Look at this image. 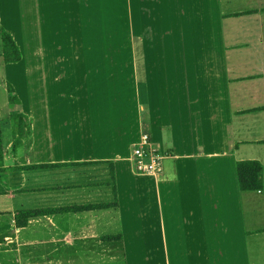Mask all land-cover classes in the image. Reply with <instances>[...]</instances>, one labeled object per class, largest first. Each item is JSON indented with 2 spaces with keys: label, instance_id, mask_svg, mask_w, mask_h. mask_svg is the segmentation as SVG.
Masks as SVG:
<instances>
[{
  "label": "crops",
  "instance_id": "1",
  "mask_svg": "<svg viewBox=\"0 0 264 264\" xmlns=\"http://www.w3.org/2000/svg\"><path fill=\"white\" fill-rule=\"evenodd\" d=\"M71 1L81 2L45 0L67 13ZM89 1L100 28L103 1ZM39 2L0 0V26L21 52L5 64L0 38V259L100 264L129 259L135 242L159 264H264V0H129V34L139 42L129 45L132 91L123 90L122 108L81 106L69 58L23 57L76 48L63 32L68 14L50 48L23 41L41 32ZM93 66L99 89L100 59ZM42 68L67 87L45 90ZM145 107L151 141L166 154L158 178L135 175L129 163ZM240 161L262 165V190H239ZM21 212L37 216L17 228Z\"/></svg>",
  "mask_w": 264,
  "mask_h": 264
},
{
  "label": "rangeland",
  "instance_id": "2",
  "mask_svg": "<svg viewBox=\"0 0 264 264\" xmlns=\"http://www.w3.org/2000/svg\"><path fill=\"white\" fill-rule=\"evenodd\" d=\"M25 1L26 0H24V3ZM79 1L81 2L75 1V3H72L71 1V3L69 4V10H68L69 12L67 13L64 9L62 10L63 12H61V10L59 11L58 9L51 8L49 6V3L45 2V0H40L39 5L41 7V11L40 14L37 15L36 17L41 22V29H40L41 32L39 34H34V35L29 34V36L23 35V41H26L27 39H30V37L32 38L34 36L35 44L38 42V44H40L42 47L46 46L47 48L48 47L50 48V45H54L60 35L58 34L59 31L57 30L58 27H61L59 26L58 23V21L61 19L60 15L62 14L65 20L67 19V14H68L69 22L70 24L71 23L72 24L68 25L69 26L68 29L67 26L65 25L66 22H64L63 32L65 37L67 36L69 39H71L70 46H75L76 48L72 47L74 50H70L69 54H66L65 52L62 54V52L47 51L43 49L36 51H29L27 49L24 50L23 57L28 60L36 59L38 65H40L42 62L43 65L46 64V62L49 59L58 60L61 58H69L71 66L72 64H76L75 68L72 67V69H76V70L75 72H72L74 73V76L72 77L71 80L75 81L78 76V83H80L81 89L85 90V92H82L84 100L82 98L79 99L81 106L84 105L93 106V103L96 101L97 102L101 101L102 104L107 103L108 105H110L109 102H112V106L114 107L118 106L119 108H122L124 106H129V100L126 99V97L123 94L124 89L126 90L130 89V91H132V88H130V84H129V77H130L129 62L132 59L131 51L129 50V45L136 47V42H139L138 40L139 36L137 35L133 36L129 34V0H118L120 3L119 2L115 3L114 0H102L103 2H102L100 28H99V22H96V25L94 24L95 18L92 17V12L86 11V9L88 10L90 9V6L91 8H93V5L90 3L83 4V0H79ZM85 1L90 2L89 0H85ZM31 4L32 3L30 2L28 3L29 8L27 9L25 8V6L27 5L26 2L24 4V8H25L24 11L30 10ZM53 5L55 6V4H52V6ZM89 19H91V22H89ZM132 21L136 23L137 19L130 20V23ZM84 22L85 25L83 24ZM83 26L87 28L86 33ZM27 27H28L27 29L28 31L29 26ZM99 29L101 32L100 35L98 34ZM95 30L98 32L96 33V35H94ZM26 44L27 46H30L29 42ZM77 46H79L78 50H77ZM141 53L143 54L144 52L142 51L139 52L137 49L136 59L140 58ZM98 59H100L101 61V71H102V75H101L102 78L98 79L100 82V83L98 82L99 89L95 86L94 83L95 81L92 80L90 81V79H93L94 77L96 78L95 75H97V70L100 69L99 67L95 68L93 66V63H96ZM83 63L86 64L84 69L83 67L80 68L81 64ZM110 64L111 66H108ZM78 65L80 66L78 67ZM1 68L2 70L4 68L2 64L0 66V69ZM27 68L29 70V67ZM50 69L51 70L42 68L41 72L38 71L39 80L40 78H43L42 86L45 90L61 92L63 87L64 88L67 87V83L65 82L60 83L61 77L55 81L54 72L52 71V68ZM41 73L43 74L42 76L40 75ZM82 75H85V88L83 83L84 77ZM116 79L119 83L115 84L114 86L118 87V93L112 91L113 87L111 85V82ZM46 84H48V87L46 86ZM38 86L40 87V85ZM99 90H101L102 93ZM78 94H81V92L75 95L77 96ZM117 94L119 95V97L116 96ZM95 98L96 100H94ZM143 103L145 104V100ZM141 105L142 102L139 103L138 109L140 108ZM137 116L140 117L139 114ZM140 122H142L141 124H143L142 125L143 127L145 126L146 128L145 130H148L146 132H149L150 119L148 117L146 107H145V111H143V116H141ZM131 127L132 126L130 125L129 133L132 131ZM126 143L127 144L125 146L129 147L130 138H129V143L128 142ZM131 145L133 144L131 143ZM131 145H130V154L132 151ZM129 246L132 247L131 252L129 251V259H124L122 257V258H118L117 260H103L100 264H159V261L156 258H142L141 255L142 253L140 252V249L142 250V248H140V243H135V242L129 243ZM69 254L72 255L73 253H69ZM31 258H32L31 260L30 258L23 259L22 264L43 263V261L35 257V254H34V258L33 256ZM75 259L76 258H74V260ZM61 261H65V259H62ZM76 261L80 262L79 260ZM173 263H174V259H171L170 264ZM0 264H19V259L14 258L13 255L11 254L10 256H7L5 259H0Z\"/></svg>",
  "mask_w": 264,
  "mask_h": 264
},
{
  "label": "trees",
  "instance_id": "3",
  "mask_svg": "<svg viewBox=\"0 0 264 264\" xmlns=\"http://www.w3.org/2000/svg\"><path fill=\"white\" fill-rule=\"evenodd\" d=\"M0 38L3 45V61L5 64L17 63L21 60V52L12 35L0 26ZM5 87L11 94L10 103L17 102L14 88L10 83ZM1 150V149H0ZM262 165L258 161H240L236 163V174L240 191H260L263 189ZM37 216L35 212H21L16 216L17 228H24L29 219Z\"/></svg>",
  "mask_w": 264,
  "mask_h": 264
},
{
  "label": "built area",
  "instance_id": "4",
  "mask_svg": "<svg viewBox=\"0 0 264 264\" xmlns=\"http://www.w3.org/2000/svg\"><path fill=\"white\" fill-rule=\"evenodd\" d=\"M165 157L166 154L152 143L150 134L142 130L133 143L129 161L135 175L158 178L163 173Z\"/></svg>",
  "mask_w": 264,
  "mask_h": 264
}]
</instances>
